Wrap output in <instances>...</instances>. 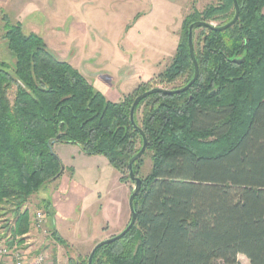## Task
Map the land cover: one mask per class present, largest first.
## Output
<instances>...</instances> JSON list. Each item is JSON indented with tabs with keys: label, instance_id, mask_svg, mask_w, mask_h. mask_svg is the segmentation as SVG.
Returning a JSON list of instances; mask_svg holds the SVG:
<instances>
[{
	"label": "trees",
	"instance_id": "obj_1",
	"mask_svg": "<svg viewBox=\"0 0 264 264\" xmlns=\"http://www.w3.org/2000/svg\"><path fill=\"white\" fill-rule=\"evenodd\" d=\"M238 3L240 18L230 29L194 31L200 75L190 90L152 95L138 105L135 123L148 140L151 173L140 177L144 156L134 164L142 180L136 224L99 249L93 264H239V256L264 264V0ZM235 14L233 0L193 10L157 85L184 80L182 89L192 81L193 23L222 27ZM5 32L13 63L0 60V211L13 207L15 239L33 227L24 205L64 174L57 145L103 156L130 180L129 162L143 147L131 109L156 87L144 83L138 95L114 103L40 36L25 34L21 23L7 22ZM41 206L53 239L65 245L52 226L50 201ZM90 254L69 264H88Z\"/></svg>",
	"mask_w": 264,
	"mask_h": 264
},
{
	"label": "rangeland",
	"instance_id": "obj_2",
	"mask_svg": "<svg viewBox=\"0 0 264 264\" xmlns=\"http://www.w3.org/2000/svg\"><path fill=\"white\" fill-rule=\"evenodd\" d=\"M218 2L219 0H10L7 6L0 7V60L13 63L4 39L5 24L18 22L25 34L35 33L40 36L58 59L70 63L97 91L114 103H120L128 95H138L137 89L144 83L167 90L179 89L183 87L184 80L160 86L156 82L172 64L185 18L193 10L202 12L207 6ZM199 33L200 31H196L195 38ZM143 160L140 177L146 178L152 169L151 154L148 153ZM114 170H96L93 175L87 174L89 180L84 175L85 180L84 177L82 180L77 178L76 181L73 180V184L71 178L74 171L67 170L60 179L46 186L24 205L22 211L29 210L33 222L32 230L24 237L13 238L12 228L16 214L13 207H2L0 244L9 247L10 243H14L12 249H22L30 257L36 253L44 254L50 261L49 264H69L66 258L74 261L85 259L96 245L123 232L131 219L130 209L127 217L123 220L120 217L121 205L118 203L120 198L125 203L126 192L115 186ZM118 175L131 195L135 184L127 175L119 172ZM66 176L69 178L67 184L63 179ZM124 177L127 180L122 182ZM63 183L64 190L68 193H73L70 189L78 186L74 194L84 198L83 211L88 213L92 233L89 240L82 241L83 246H72L57 235L65 244H61L57 250L52 243V221L41 205L47 200L44 194L48 193L50 186L52 190H58ZM38 212L46 215L44 227L40 229L37 227ZM238 261L239 264H250L244 256H239Z\"/></svg>",
	"mask_w": 264,
	"mask_h": 264
},
{
	"label": "crops",
	"instance_id": "obj_3",
	"mask_svg": "<svg viewBox=\"0 0 264 264\" xmlns=\"http://www.w3.org/2000/svg\"><path fill=\"white\" fill-rule=\"evenodd\" d=\"M9 3L10 0H0V7L7 6ZM54 151L61 159L65 167L64 174L67 170L74 171L73 178L70 177L72 179L71 184H73L77 178L82 180L84 175L87 176L88 173H92L93 175L96 170L100 171L101 169H113L107 158L103 156H86L77 146L57 145L54 148ZM114 171L115 186L123 190L125 189L126 192L125 203L123 202V198H120L118 203L121 205L120 217H123V220L124 217H127L128 215L130 191L126 185L120 182L118 172L116 170ZM63 179L67 184L69 178L66 176ZM74 179L75 181H73ZM83 180H85V177ZM86 180H89V176L86 177ZM63 184L58 188V190H52V186H50L48 193L44 194L45 199L50 200L52 203L55 214L53 226L55 231L58 233L57 235H60L66 242H68V244H71L72 246H83L82 241L86 242L89 240L90 234L92 233L88 213L83 211L84 198H82L81 195L78 196L74 194L78 186H73L70 189V191H73V193H68L65 192V184ZM67 187L69 188L68 185ZM77 241H80L81 243L79 244ZM52 243L53 245H56L57 250L60 249L61 245L57 244L54 239ZM60 252L61 250L58 251L59 260ZM33 258L34 257H30L29 264H34ZM66 259V261L69 262L70 258ZM0 264H12V261L9 257H6L0 259Z\"/></svg>",
	"mask_w": 264,
	"mask_h": 264
},
{
	"label": "water",
	"instance_id": "obj_4",
	"mask_svg": "<svg viewBox=\"0 0 264 264\" xmlns=\"http://www.w3.org/2000/svg\"><path fill=\"white\" fill-rule=\"evenodd\" d=\"M233 1H234V5H235L236 14H235L234 19L229 24L222 26V27H218L216 25L209 24L206 22H195L189 27V34H188L189 54H190L191 60L193 61L194 67H195V74H194L192 81L186 87L179 89V90H167V89H163V88H155L149 92H146V93L138 96L135 99L133 106H132V109H131L130 118H131L132 125L136 128V130L139 132V134L143 138V147L140 150V152L136 156H134L129 162L130 180L133 184H135V187L133 188L132 193L130 195V199H129V209H130V213H131V219H130L128 226L125 228V230L123 232H121L119 235H117L115 237H112L110 239H107V240L99 243L98 245H96L94 247V249L92 250V252L90 254L88 264H93V259H94L95 255L99 249H101L102 247H104L106 245H110L116 241L123 239L136 224L135 199L141 190L142 180L139 179L138 177H136L133 168H134V164L144 156V154L147 150V146H148V140H147L144 132L142 130H140L138 127H136V123H135V112H136L138 105L142 101H144L145 99L149 98L152 95L161 94V95L169 96V95L185 93L188 90H190V88L197 82L199 75H200L199 64H198V61H197L196 55H195L194 31L198 28H205V29L215 31V32H223V31H226V30L230 29L231 27H233L238 22V20L240 18V6L238 3V0H233ZM243 62H244V59L242 61H235L236 64H242Z\"/></svg>",
	"mask_w": 264,
	"mask_h": 264
},
{
	"label": "built area",
	"instance_id": "obj_5",
	"mask_svg": "<svg viewBox=\"0 0 264 264\" xmlns=\"http://www.w3.org/2000/svg\"><path fill=\"white\" fill-rule=\"evenodd\" d=\"M46 220V215L42 212H38L37 214V227L43 228ZM9 257L12 261V264H29L30 256L26 251L15 248L10 249L7 246L0 244V259ZM34 264H49L47 256L44 254H38L33 256Z\"/></svg>",
	"mask_w": 264,
	"mask_h": 264
}]
</instances>
